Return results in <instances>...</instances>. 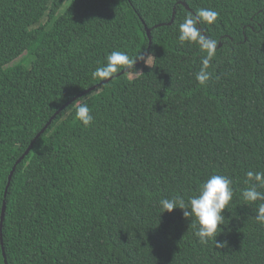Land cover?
Returning a JSON list of instances; mask_svg holds the SVG:
<instances>
[{"label":"trees","instance_id":"1","mask_svg":"<svg viewBox=\"0 0 264 264\" xmlns=\"http://www.w3.org/2000/svg\"><path fill=\"white\" fill-rule=\"evenodd\" d=\"M202 8L219 13L198 24L218 42L206 85L196 80L206 52L178 38ZM114 50L151 62L61 109L5 194L35 135L103 80L92 73ZM249 170L264 171V0H0V264L2 247L7 264H264L261 201L242 197ZM212 174L234 188L223 248L159 206L187 201Z\"/></svg>","mask_w":264,"mask_h":264},{"label":"clouds","instance_id":"2","mask_svg":"<svg viewBox=\"0 0 264 264\" xmlns=\"http://www.w3.org/2000/svg\"><path fill=\"white\" fill-rule=\"evenodd\" d=\"M219 13L212 9L202 8L197 11L195 16H186L184 21L179 25V40L194 42L199 44L200 48L206 52V56L201 61L200 70L196 73V80L200 85H206L212 78L209 71L211 58L215 55L218 42L204 36L199 27V23L214 22ZM142 53L134 60L126 52L114 50L106 55V63L96 67L92 75L94 78L106 79L113 74L124 70H134L137 59H145ZM76 118L83 126H90L94 121L87 103H81L75 109ZM245 183L248 185L242 191L243 200L247 204H254L258 201L256 208L255 220L264 224V171L249 170L246 173ZM232 180L220 174H212L208 179L203 181L199 187L198 194L191 196L187 201L180 196L172 198H162L159 206L163 212H172L174 209L183 211L186 218L193 217V224L196 227L194 235L201 244H208L214 241L217 248H223L224 244L217 242V232L222 231L219 227L224 225L225 216L223 212L233 199L234 188Z\"/></svg>","mask_w":264,"mask_h":264},{"label":"water","instance_id":"3","mask_svg":"<svg viewBox=\"0 0 264 264\" xmlns=\"http://www.w3.org/2000/svg\"><path fill=\"white\" fill-rule=\"evenodd\" d=\"M183 5H185V7L187 9H189V7L184 3V2H181ZM173 18H174V13L172 14V17H171V20L170 22L173 21ZM145 29H146V33H147V36H148V39H149V45L151 44V28L147 27L145 25ZM220 45V43H219ZM140 62H137L135 63V65L139 64ZM129 70H124L122 69L120 72L116 73L115 75L111 76L110 78H106V79H103L101 80L100 82L94 84V85H91L90 87L84 89L83 91H81L80 93L76 94L75 96H73L71 99H69L68 101H66V103H64L53 115L52 117L49 119V121L46 123V125L35 135V137L33 138V140L31 141V143L28 145V147L26 148L25 152L19 157V159H17L16 163L13 165L12 167V170L10 171L9 175H8V181H7V184H6V187H5V194H6V191H7V188L9 186V183H10V180L12 178V175H13V172L15 170V166L18 162H20L31 150L32 146H33V143L34 141L44 132L45 128L50 124L51 120L59 113V111L61 109H63L66 105L70 104L72 101L76 100L78 97L84 95L85 93H88L89 91L97 88L98 86H100L101 84L103 83H106L108 82L112 77L114 76H118V75H121L123 74L124 72H127ZM4 214H5V202L3 201V204H2V210H1V219H0V230L2 228V222H3V219H4ZM2 242V240H1ZM2 255H3V258H4V263L7 264V259H6V255H5V251H4V248L2 247Z\"/></svg>","mask_w":264,"mask_h":264},{"label":"rangeland","instance_id":"4","mask_svg":"<svg viewBox=\"0 0 264 264\" xmlns=\"http://www.w3.org/2000/svg\"><path fill=\"white\" fill-rule=\"evenodd\" d=\"M150 62H151V57H149V59L146 61V63L149 64ZM139 71H140V66L131 71V76L136 75Z\"/></svg>","mask_w":264,"mask_h":264}]
</instances>
